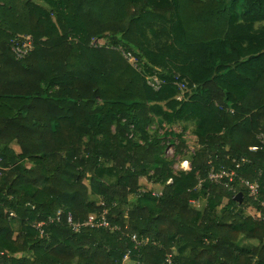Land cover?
Here are the masks:
<instances>
[{"label": "trees", "instance_id": "1", "mask_svg": "<svg viewBox=\"0 0 264 264\" xmlns=\"http://www.w3.org/2000/svg\"><path fill=\"white\" fill-rule=\"evenodd\" d=\"M0 99V264H264V0H0Z\"/></svg>", "mask_w": 264, "mask_h": 264}, {"label": "built area", "instance_id": "2", "mask_svg": "<svg viewBox=\"0 0 264 264\" xmlns=\"http://www.w3.org/2000/svg\"><path fill=\"white\" fill-rule=\"evenodd\" d=\"M12 46L11 50L18 59H24L26 56H28L34 49V40L31 35H17L12 40ZM103 44L102 40H99L97 38L92 39L91 44L92 46H101ZM130 57V55H128ZM150 85L153 87V89L157 90L161 86V82L157 78H153V80L150 81ZM258 138L261 140V142L264 143V134H261L258 136ZM252 150H256L257 147L253 146L251 147ZM244 160V159H243ZM185 165L188 167H184L182 165V168H184L187 171L191 170V163L187 160L182 161ZM181 162V163H182ZM207 180L211 184H218L223 187H227L229 189H232V184L236 179H238L241 183H243L247 189V195L253 198V201H256L264 207V201H260L258 199L259 197V183L256 180H249V179H242L239 176H237L236 172L234 170L227 169L225 167L220 168L219 170H215L214 164L211 163L210 170L208 171ZM236 178V179H235ZM204 179L202 177L198 176V184L197 188L202 185ZM11 215V214H9ZM255 218L259 221L264 222V211H257ZM52 222V218H49ZM70 221V224H72L74 227L79 228L82 225H93L92 223V217L88 218L86 221L82 222H71V219L68 218ZM44 221L40 222L39 224H34L33 226L36 228H40L42 225H44ZM100 226H106L109 227L108 223L106 221H103L102 223H99ZM113 229V228H111ZM120 229V228H118ZM42 232V231H41ZM130 239L132 242H134L136 245H145L148 242V239L144 236L138 237L137 234H132L130 236ZM170 256H168L169 258ZM128 259V254L124 256V260ZM169 262H171L170 259H168Z\"/></svg>", "mask_w": 264, "mask_h": 264}, {"label": "rangeland", "instance_id": "3", "mask_svg": "<svg viewBox=\"0 0 264 264\" xmlns=\"http://www.w3.org/2000/svg\"><path fill=\"white\" fill-rule=\"evenodd\" d=\"M2 105H4V103H3V101L0 99V106H2ZM153 126V125H152ZM151 126V127H152ZM112 130H114V128H113V126H112ZM129 137H131V134L129 135ZM258 137V136H257ZM136 141H137V143H142V139L141 138H136ZM186 141H188V153H193V151L196 149V148H198L199 147V144L198 143H196V139L194 138V137H192L191 135H189V134H186ZM179 143V142H178ZM186 145V144H185ZM13 147L15 148V149H18V145L17 144H15V143H13ZM176 147L175 146H173V145H167V146H165V148L164 149H162V156H163V158L164 159H170V160H172V164H171V168H172V170L174 171V172H177V171H185L183 168H182V165L184 166V167H188L187 165H185L183 162H182V159H181V155H180V151H177L176 149H175ZM184 148V147H183ZM182 151L184 152L185 151V149H182ZM182 162V163H181ZM152 171H153V169H151L150 171H149V175H151V173H152ZM148 177H146V176H143V181H146V179H147ZM90 181L91 180H89V183H90ZM147 181H149V185H148V189H152L154 192H157L158 191V184H155L153 181H150V179L148 178V180ZM86 183L88 184V180L86 181ZM129 194V192L126 190V189H123V188H119V187H117V188H114L113 189V196H114V198L115 199H119L120 197H122L123 195H128ZM225 202H227V199H224V203ZM252 202H255V203H257L258 204V202H256V201H252ZM191 204H193V205H195V206H198V207H201V205H200V200L198 199V200H194V202H190ZM257 204L256 205H251L249 208H247L246 210H244V212L246 213V214H249V215H252V217L255 219V220H257L256 218H255V215H256V213H257ZM243 207V209H244V206H243V204H241V208ZM219 207H217V209H218ZM91 217V215L89 216V218ZM258 221V220H257ZM76 251V253H77V250H75ZM124 262L126 263V264H133L131 261H130V259L128 260V259H126V260H124Z\"/></svg>", "mask_w": 264, "mask_h": 264}, {"label": "water", "instance_id": "4", "mask_svg": "<svg viewBox=\"0 0 264 264\" xmlns=\"http://www.w3.org/2000/svg\"><path fill=\"white\" fill-rule=\"evenodd\" d=\"M242 196V192H238L234 195V199L240 203L243 200Z\"/></svg>", "mask_w": 264, "mask_h": 264}, {"label": "clouds", "instance_id": "5", "mask_svg": "<svg viewBox=\"0 0 264 264\" xmlns=\"http://www.w3.org/2000/svg\"><path fill=\"white\" fill-rule=\"evenodd\" d=\"M234 198V197H233ZM192 202H194V201H192ZM49 218H52L53 220H56L54 217H49ZM57 220H59V217L57 218ZM43 222V221H42Z\"/></svg>", "mask_w": 264, "mask_h": 264}]
</instances>
